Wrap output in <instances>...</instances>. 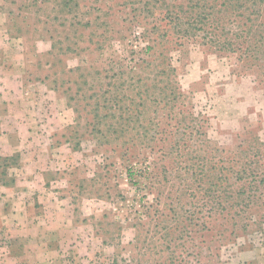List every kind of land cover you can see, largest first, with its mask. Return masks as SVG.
<instances>
[{
	"label": "rangeland",
	"instance_id": "1",
	"mask_svg": "<svg viewBox=\"0 0 264 264\" xmlns=\"http://www.w3.org/2000/svg\"><path fill=\"white\" fill-rule=\"evenodd\" d=\"M0 37L33 108L0 154V264H264V193L232 222L202 170L264 163V0H0Z\"/></svg>",
	"mask_w": 264,
	"mask_h": 264
},
{
	"label": "trees",
	"instance_id": "2",
	"mask_svg": "<svg viewBox=\"0 0 264 264\" xmlns=\"http://www.w3.org/2000/svg\"><path fill=\"white\" fill-rule=\"evenodd\" d=\"M199 4L200 2L196 1L195 4H192L190 6L191 8H188L191 14L194 13L196 5ZM175 7L178 6L175 5ZM168 9H169L167 11L168 15L171 16L170 18L173 19V22L175 24H178L179 21L183 19V16L181 14L182 12L180 13L178 10L171 8ZM196 19L197 17L196 18L194 17L192 21L185 22L186 24H188V27L186 28L187 30H185L186 32L192 31V29H194L195 23L198 22L196 21ZM252 29L254 30V28ZM234 47L235 44L230 42L229 49L233 50ZM172 70L174 71V68ZM175 94H176V90H170L167 96H169V98L174 97L171 98V100H175L176 99ZM132 113L133 112H127L128 119L130 118V116L134 115ZM113 114L116 115V112L114 110L109 109V112H107L105 116H111ZM123 115L124 114H122L121 117L124 119ZM122 123H121L122 128L120 129L124 130L126 123L125 122H124L125 124ZM189 126H187L186 129H184V131L187 132L188 129H191L192 130V132H190L191 135H194V132L196 131H200L199 129L200 126H195V128L194 126L193 128ZM256 140L260 144L263 143L262 141H260V137L258 136ZM258 142L257 144H259ZM177 146H181V145L177 144L176 147ZM170 149L173 152V150L176 148L175 146H171ZM242 153H241L242 155H234L233 157L227 158V162H228L227 166L220 165L218 160L213 159L212 161H210L208 160V158L203 160V164H202L203 165L202 170H204L208 162L213 163L212 166L210 167L211 171L213 172L210 175H213L215 178V181L211 180L210 184L206 188L207 191L205 192V194L212 195L211 196L212 200H210L207 205L210 207L211 210L214 209L215 211L218 212L225 209V211H227L226 217L228 218V220L235 223H239V221H245L248 219L249 217L248 213L250 214L249 211L251 207L255 205L258 201H260V199L262 198L261 195L264 193L262 192V190H264V163L262 162L261 159L263 158L262 149L259 148V150L257 149L249 150V152L243 151ZM5 160H8V157H6ZM129 175L130 176L133 175L131 169L129 170ZM204 175L206 174L204 173ZM224 191H227L225 196L222 195V192ZM244 223L245 224L243 226H246L247 222Z\"/></svg>",
	"mask_w": 264,
	"mask_h": 264
},
{
	"label": "crops",
	"instance_id": "3",
	"mask_svg": "<svg viewBox=\"0 0 264 264\" xmlns=\"http://www.w3.org/2000/svg\"><path fill=\"white\" fill-rule=\"evenodd\" d=\"M18 46L22 47L23 50L20 53L25 56L24 46H21V44H18ZM11 47L12 42L0 41V154L5 156H12L16 153L18 155V152H21L27 143L24 138L26 134L22 133L19 127L23 124V121H19V118L12 114L18 108V103L24 98L27 89L19 68L21 61L19 62L18 60L19 63L17 65L16 61L10 60L7 56L8 49ZM21 106L25 110H27L26 108L30 111L33 110L32 106H26L25 104H21ZM22 108L18 109L22 110ZM8 116L9 120L7 119ZM14 130L15 132H12ZM28 132L30 133L29 130ZM15 177L14 184L19 187L20 180L18 177L20 176L18 171ZM10 184H13V180ZM4 185L6 189L11 186L6 181H4Z\"/></svg>",
	"mask_w": 264,
	"mask_h": 264
}]
</instances>
